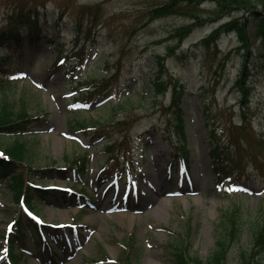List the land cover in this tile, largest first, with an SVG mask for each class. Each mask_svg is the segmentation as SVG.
<instances>
[{
  "label": "rangeland",
  "instance_id": "374dc122",
  "mask_svg": "<svg viewBox=\"0 0 264 264\" xmlns=\"http://www.w3.org/2000/svg\"><path fill=\"white\" fill-rule=\"evenodd\" d=\"M18 1L0 0V27L7 25ZM28 1H43L38 10L44 34L34 42L28 28L21 27L23 43L11 50L15 59L0 74L10 81L0 92L11 109L25 104L41 120L35 131L0 135V143L5 148L17 139L25 141L20 167L30 168L26 180L50 191L31 202L46 223L41 232L26 223L25 241L12 232L11 243L7 235L25 206L8 177L0 175V264H9L7 243L24 253L20 264H111L133 236L140 256L132 264H180L174 252L181 239L189 254L206 260L223 213L240 207L255 214L264 208V177L248 166L246 173L222 184L207 140L212 126L243 118L234 82L246 58L254 86L247 114L258 135L253 133L263 138L262 35L248 27L247 48L236 31L221 35L217 46L200 43L231 17L252 22L251 11L234 10L229 17L209 20L214 4L205 2L201 12L206 21L179 42L171 33L192 19L182 14L152 18L150 9L165 0ZM97 4L95 21L85 13L80 23L79 7ZM77 54H84L83 59ZM159 54L185 87L184 141L175 131L177 109L170 107V89L156 96L153 88ZM103 77L109 83L105 93L90 100L81 96L102 84L91 86V80ZM130 115L127 124L120 123ZM170 139L180 150L186 144L188 166ZM112 143L110 153L106 146ZM123 144L127 152L119 150ZM83 153L89 156V170L81 176L64 157ZM116 163L125 169L122 173L113 171ZM161 181L165 185L157 187ZM231 252L229 264H237V254Z\"/></svg>",
  "mask_w": 264,
  "mask_h": 264
},
{
  "label": "trees",
  "instance_id": "16d2710c",
  "mask_svg": "<svg viewBox=\"0 0 264 264\" xmlns=\"http://www.w3.org/2000/svg\"><path fill=\"white\" fill-rule=\"evenodd\" d=\"M208 1L214 4V9L211 13L212 16L209 20L231 16L234 10L243 9L251 11L253 21L249 23L247 18L245 19L246 21H241L239 17H231L223 21L209 35L204 37L200 41L201 45L205 47H210V45L217 46L222 37L221 35L226 32L236 31L247 48L251 45L248 27L252 26L260 30L259 33L263 38L261 47L264 49V0H165L156 8L153 6L150 9V13L152 14V18L167 16L169 14H182L191 18L192 22L176 28L170 35V37H175L179 42H183L196 27L206 21L207 17H204V13L201 12V5ZM42 2L19 0L18 4H16L15 11L7 18V25L0 27V69L13 58L12 54L7 52L6 49L21 47L22 35L20 28L22 26L28 27L31 40L37 41L41 38L42 25L37 9ZM99 7L100 4L81 5L78 11L80 13L78 21L80 23L83 22L81 16L84 17L85 13H88L91 19L94 16L93 19L95 21L99 12L98 10H100ZM65 10L62 9V12ZM175 49V46L170 47V54ZM246 55H250V51H247ZM157 59L158 70L152 81L153 88L156 96L166 93L171 88L172 99L170 107L177 109V117L174 120L176 124L175 131L184 141L186 140V123L182 113L181 99L183 98L185 87L183 84H178L168 72L165 65L166 57L159 54L157 55ZM226 59L227 57L223 62H226ZM252 75V69L246 58L240 68L234 86L239 91V103L243 110V118L241 121L239 123H233L229 120L228 125H224L222 128L220 125L212 126L209 130V139H207L209 152L215 171L223 178L233 174H242V172L246 173L248 166L255 168L261 177H264V136L262 135L263 138L256 136L258 134L254 131L247 114L250 110V100L254 89L250 79ZM105 79L103 77L98 81L96 79L91 80V86H96L94 84L95 82H101L102 84L96 90L88 91L81 96L86 99H91L98 93H104L107 87H103L109 84ZM7 81L6 78H0V89L4 87ZM7 102L8 98H5L2 92H0V135H13L37 129L38 122L41 119L29 113L25 104L19 107V109L16 108L14 110L9 107ZM129 120H131V115L126 117L124 122L120 123L127 124ZM79 125L81 127L87 126V124L82 122H79ZM94 127L98 128V126ZM96 132L101 134L98 130ZM173 144L177 149L179 148L174 141ZM113 145L112 143L106 146L110 150V153L114 149ZM27 148V143L20 141V139L7 145L5 148L0 143V151L3 153L0 154V175L2 177L7 176L11 181L10 184L15 192L16 199L18 200L22 197L32 208L31 202H33L32 199L36 194L47 195L49 190L36 187L33 181L29 183L26 180L28 177L27 172L30 168L24 169L20 167V164L24 165ZM125 149V144L119 148L122 152ZM182 149L185 155V161L188 163L189 150L186 148L185 143H183ZM125 152H127V149ZM111 157L113 158V155ZM64 158L81 176L88 172V154L83 153L71 157L65 155ZM117 164L115 165L118 168L119 166ZM23 217L21 216L16 221L12 232L14 233L13 236L25 241L26 233ZM219 222L217 225L215 247L207 259L203 260L198 254H189L187 241L181 239L177 251L174 252L180 264H229L230 254L233 250L237 254V264H264V208H260L255 214H245L242 210L240 211V207H234L223 213V217ZM13 239L11 237L9 241L12 243ZM133 246L134 236L129 243L125 244L121 256L111 264H132L133 260L136 261L139 259L140 253H137L136 248ZM7 253L12 264H20L24 255L23 252L17 251L12 246L9 247Z\"/></svg>",
  "mask_w": 264,
  "mask_h": 264
},
{
  "label": "bare ground",
  "instance_id": "6f19581e",
  "mask_svg": "<svg viewBox=\"0 0 264 264\" xmlns=\"http://www.w3.org/2000/svg\"><path fill=\"white\" fill-rule=\"evenodd\" d=\"M161 182H163V181H161ZM157 183V187H159V186H164L165 185V183L163 182V183H161V185H160V183H158V182H156Z\"/></svg>",
  "mask_w": 264,
  "mask_h": 264
}]
</instances>
